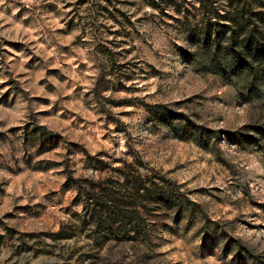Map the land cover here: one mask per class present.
I'll list each match as a JSON object with an SVG mask.
<instances>
[{"label":"rangeland","instance_id":"rangeland-1","mask_svg":"<svg viewBox=\"0 0 264 264\" xmlns=\"http://www.w3.org/2000/svg\"><path fill=\"white\" fill-rule=\"evenodd\" d=\"M179 17L165 0H0V264H243L220 228L264 264V89L204 72ZM136 160L201 210L104 234L87 194Z\"/></svg>","mask_w":264,"mask_h":264},{"label":"trees","instance_id":"trees-1","mask_svg":"<svg viewBox=\"0 0 264 264\" xmlns=\"http://www.w3.org/2000/svg\"><path fill=\"white\" fill-rule=\"evenodd\" d=\"M165 1L173 3L181 14L178 22L192 33V60L197 61L204 72L216 73L228 83L243 81L249 95L264 89V0H192L191 7L197 10L194 13L192 8H182L178 0ZM177 121L183 131L192 129L194 135L206 141L212 135L222 139L221 130H208L202 126L190 128V121L185 118H178ZM39 128L45 133L49 131L45 125ZM230 137L228 133L223 139ZM140 161L115 168L117 177L123 179V182L109 179L116 188L99 181L97 188L105 192L102 198L96 197L98 193L87 194L91 204L98 203L99 207L92 209L91 214L95 226L106 235H118L124 230L135 238L145 236L150 208L165 206L169 211L185 216L193 215L200 209L197 202L166 176L158 174L142 180L135 174L136 164ZM157 177L161 180L156 181ZM203 217V227L214 236L219 222L211 220L206 214ZM218 233L222 241L231 242L228 245L235 261L243 264L256 261L240 239L224 236L221 228Z\"/></svg>","mask_w":264,"mask_h":264}]
</instances>
